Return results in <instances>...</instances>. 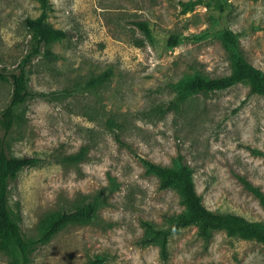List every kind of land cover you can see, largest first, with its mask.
<instances>
[{"label":"rangeland","instance_id":"1","mask_svg":"<svg viewBox=\"0 0 264 264\" xmlns=\"http://www.w3.org/2000/svg\"><path fill=\"white\" fill-rule=\"evenodd\" d=\"M48 22L67 37L33 53L26 18L39 0H0V69L26 72L30 93L0 139L9 156L36 160L9 180V210L30 240L51 215L97 206L86 223H69L31 252V264H264V244L195 227L174 234L163 259L140 243L147 225L165 229L184 207L160 189L141 159L193 171L206 208L264 224V97L239 83L180 98L173 85L200 74L226 76L220 35L238 34L246 61L264 71V0H49ZM146 22L147 42L132 23ZM178 37L176 46L170 38ZM11 83L0 81V114ZM118 140H116V137ZM15 255L0 251V264Z\"/></svg>","mask_w":264,"mask_h":264},{"label":"trees","instance_id":"2","mask_svg":"<svg viewBox=\"0 0 264 264\" xmlns=\"http://www.w3.org/2000/svg\"><path fill=\"white\" fill-rule=\"evenodd\" d=\"M210 1L216 10L220 13L224 12V0ZM39 2L40 14L34 19L26 18L24 21V26L32 35L34 54L38 53L43 45L67 37L64 30L54 28L48 22L50 1L39 0ZM197 2L196 0L189 1L185 5L186 9ZM132 24L142 32L147 42L152 41L151 32L146 22ZM220 38L228 53L231 66L230 74L216 78L195 74L173 85L174 92L180 98H184L196 93L222 91L239 83H245L249 86L251 94L264 97V71L246 61L240 49L238 34L231 30H224ZM169 41L170 45L176 46L178 37L172 36ZM0 81L10 82L12 87L9 104L0 114V126L8 132L15 125L18 112L26 103L30 93L26 88V72L23 67L18 73H8L0 69ZM115 138L118 140L117 136ZM252 152L264 156L261 151L252 150ZM141 160L146 172L158 177L160 189L173 188L178 192L184 207L178 214L166 217L167 227L165 229L147 225L146 234L140 241L141 244L159 245L161 257L166 259L170 238L188 227H195L198 237L205 241L210 239L212 232L222 230L229 236L255 240L264 244L263 223L250 221L233 213L214 212L205 207L201 196L196 191L193 171L181 159L174 167L161 166L146 159ZM35 163L34 158L9 156L5 151L3 140L0 139V251L15 255L14 264H31L33 249L46 243L69 223L89 222L97 210L95 204H87L72 212L51 215L43 222L44 226L39 237L34 240L27 239L9 210V180L23 169L34 166ZM247 187L257 196L260 204L264 207V194L249 185ZM89 264H101V261L97 259Z\"/></svg>","mask_w":264,"mask_h":264}]
</instances>
